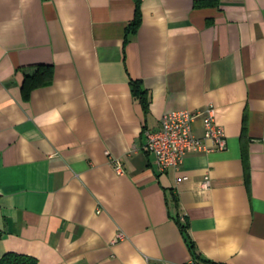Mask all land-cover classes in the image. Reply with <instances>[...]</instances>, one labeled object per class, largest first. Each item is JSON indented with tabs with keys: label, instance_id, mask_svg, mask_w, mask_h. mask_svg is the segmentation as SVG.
<instances>
[{
	"label": "crops",
	"instance_id": "0c3cea01",
	"mask_svg": "<svg viewBox=\"0 0 264 264\" xmlns=\"http://www.w3.org/2000/svg\"><path fill=\"white\" fill-rule=\"evenodd\" d=\"M140 1L126 36L136 0H0V258L209 264L180 219L202 259L264 264V0ZM40 66L52 82L24 98ZM208 106L227 148L159 171L146 132Z\"/></svg>",
	"mask_w": 264,
	"mask_h": 264
},
{
	"label": "built area",
	"instance_id": "2783aa9c",
	"mask_svg": "<svg viewBox=\"0 0 264 264\" xmlns=\"http://www.w3.org/2000/svg\"><path fill=\"white\" fill-rule=\"evenodd\" d=\"M200 119L203 137L194 133V123ZM158 131L146 132L144 150L155 157L156 165L161 172L177 168L183 164L185 157L191 153H210L224 151L227 140L223 129L218 126L214 109L208 106L202 111H170L160 118ZM205 190L210 188L209 178L202 184ZM118 239H124L119 235Z\"/></svg>",
	"mask_w": 264,
	"mask_h": 264
},
{
	"label": "trees",
	"instance_id": "16d2710c",
	"mask_svg": "<svg viewBox=\"0 0 264 264\" xmlns=\"http://www.w3.org/2000/svg\"><path fill=\"white\" fill-rule=\"evenodd\" d=\"M216 4L217 3L215 1L198 0L195 2L194 7L198 9V8H203V7L210 6V5L216 6ZM140 6H141V1L136 0L134 20L126 29V36L129 34H135L141 25L142 19H141ZM52 73H53V70L51 66L38 67L35 75L27 78L23 83L22 89H23L24 98H28L30 93L35 89L48 86L52 82ZM130 89H131V93L133 97L137 101L140 102L144 114L147 115L149 113V108H150L149 93L143 88L142 83L140 81L131 80ZM245 130H246V127L244 125V131H243L244 135H245ZM243 163H244V168H245V175H246V178H248L249 168H248V154H247L246 149H244V152H243ZM174 203L177 206L176 199ZM176 221L192 253V257L195 260H198L204 263L214 264L208 260L202 259L200 254L197 252L195 244L191 240L189 233H188V230H189L188 222L185 221L184 223H181L180 219H177ZM0 264H39V263L35 258L30 257V256L16 254V253H7L0 258Z\"/></svg>",
	"mask_w": 264,
	"mask_h": 264
}]
</instances>
